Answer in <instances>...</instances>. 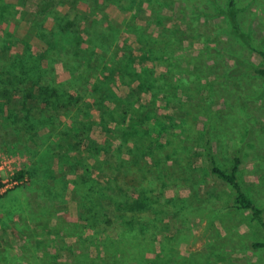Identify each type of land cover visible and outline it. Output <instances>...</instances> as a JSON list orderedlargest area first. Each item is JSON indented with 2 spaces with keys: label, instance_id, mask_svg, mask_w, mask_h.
Returning <instances> with one entry per match:
<instances>
[{
  "label": "trees",
  "instance_id": "16d2710c",
  "mask_svg": "<svg viewBox=\"0 0 264 264\" xmlns=\"http://www.w3.org/2000/svg\"><path fill=\"white\" fill-rule=\"evenodd\" d=\"M155 1L0 0V150L25 159L15 176L22 184L0 196V231H16L21 253L11 255L13 248L0 242L3 264H219L224 251L215 250L214 243L170 262L175 253L164 254L158 236L180 216L186 222L205 214V229L216 240L222 236L214 220L232 213L247 214L264 232V208L241 181L245 158L264 161L256 145H247L258 134L249 114L212 110L210 102L224 96L212 85L204 88L207 105L193 114L197 78L202 83L208 68L200 63L182 74L178 62H171L175 34L151 33L147 25L128 21L121 27L108 13L114 6L135 20L144 13L143 4L156 9ZM237 5L226 0L221 13L247 45ZM27 18L28 37L21 40L12 29ZM129 34L136 36L140 56ZM33 38L42 47L32 44ZM19 42L21 50L13 52ZM253 50L260 64L234 54L226 76L256 78L255 98L264 100V49ZM149 62L165 72L157 74ZM62 73H67L64 80ZM119 84L129 88L125 97ZM224 98L229 105L230 97ZM200 115L206 119L198 127ZM235 132L239 140L230 150L224 148L225 165L215 143ZM209 183L215 188L208 189ZM181 190L188 195L181 197ZM168 191L175 195L168 197ZM69 199L76 203V217L70 216ZM231 219L221 221L226 230ZM245 246L256 254L264 251V240H248ZM146 250L153 253L152 261ZM60 253L65 262L58 261Z\"/></svg>",
  "mask_w": 264,
  "mask_h": 264
},
{
  "label": "rangeland",
  "instance_id": "374dc122",
  "mask_svg": "<svg viewBox=\"0 0 264 264\" xmlns=\"http://www.w3.org/2000/svg\"><path fill=\"white\" fill-rule=\"evenodd\" d=\"M10 1L15 2L16 0ZM237 1L239 24L241 29L249 35V43L247 45H245L243 41L241 42L237 35L233 34L226 16L221 13L226 7V0H158V2L155 1L156 9H154L150 3L143 4L145 11L143 14L140 13L135 20L130 19L132 15L114 6L108 8V13L111 20L121 27L128 21V24H136L139 26L147 25L148 32L151 33H164L167 31L166 34L169 36L175 34L174 36L177 37L178 42L175 44V47H177H174V59H172L171 62H178L181 73L183 74L185 70L192 71L195 65H199L200 63L208 68L205 70L206 79H204L202 83L199 81V77L197 78L200 88L194 93L195 98L192 99V101H194L192 102L193 114H199L198 109L202 110V106L207 105L208 99H205L206 95L204 88L206 85V88H208V85H212L211 88L220 90L224 96H216L214 101L210 102L211 109L225 115L230 114L231 111L244 109L249 114L248 119L255 125L254 127L251 123L250 126L252 125L254 129L258 131L256 137L249 138L247 145H256L255 151L260 153L263 156L262 158H264V100L255 98L260 88L258 86L259 81L256 78L245 77V75L239 81H235L234 79L233 81L226 76L229 69L234 65L232 58H234L235 55L247 58L255 64H260L261 58L253 48L264 49V0ZM80 7L85 9L83 4H81ZM152 11L155 13H152ZM204 13H210V16H206ZM47 25L50 26L51 22H48ZM29 27L30 22L29 18H27L18 23L17 27L12 30H16L18 38L23 40L28 37L27 32ZM128 37L133 47L134 54L140 56L139 44L136 36L134 34H129ZM31 42L38 48L42 47L41 42L36 38H33ZM206 46L207 50L205 51ZM21 48L22 43L19 42L13 47L12 51H19ZM166 60L169 62L167 57ZM146 64L148 67H153L157 74L164 73L166 70L162 65L160 66L153 62ZM66 77L67 73L59 75L60 80H64ZM200 79H203V77H200ZM119 85V94L125 97L128 94L129 88L121 84ZM181 95L183 99L189 100V97H184L183 94ZM228 96L231 102L229 105H226L224 97ZM146 101L147 96L142 95L140 102L145 103ZM240 117L241 116L238 115V118ZM205 119L206 118L202 115L198 117V127L202 126ZM236 129L237 132L241 134L242 125L237 124ZM237 132H235L234 135L228 134L230 139L227 138L215 143L217 146L216 149L221 156L220 159L225 165H228V159L226 158L228 153L227 150L231 149L235 140H239ZM94 135L99 141L102 140L104 136L100 131H96ZM244 137L245 129L241 139ZM224 152L227 153L225 154ZM244 161L241 181L257 204L264 208V161L252 156L245 158ZM19 162H21L23 166L25 159L21 157ZM207 188L213 189L215 186L213 183H209ZM202 189L203 187L200 188V193L204 192L206 186H204L203 190ZM216 189L221 190V187H217ZM166 194L168 197H173L175 195L173 191H168ZM179 195L181 197H186L188 195V190H181ZM67 208L69 209L70 216L76 217V203L73 200L69 199ZM222 217V219H215L214 223L220 230L219 232L224 239L221 238L216 240L212 237V230L205 229L208 219L206 214L200 218H189L186 222H184L183 217L180 216L178 223H173L169 232L165 235L158 236L159 242H161L160 245H163L162 251L164 254L168 252L170 255L172 252L175 253V256L167 258L168 261H173L174 263L175 260L179 258L176 256L187 257L191 255V253L203 252L207 249V244L214 243L215 250H219L220 248L221 251H224L220 255V257H223L219 264H227L228 260L232 264H247L248 261L264 264V251L253 254L249 252L245 246L248 240H264V232L258 229L247 214L232 213ZM229 218H232L229 223L231 224V228L226 230L221 221H223V219L227 221ZM14 219L16 220L17 218L15 217ZM235 229L238 232H233ZM15 233L16 231L11 229L4 230V232L0 231L1 245L2 247H6V245L12 247L11 255L15 253L17 255L21 254L18 247L20 244L19 238L15 236ZM228 233L231 237H227ZM238 235H242L240 237L241 240L244 241L238 240ZM180 237L182 238L180 239ZM185 238L186 240L184 241ZM67 242L72 243L73 239L67 238ZM155 250L159 251V246H156ZM147 253L148 260L152 261L153 253L149 251H147ZM36 254L42 255L38 252V249ZM92 254H95L94 249H92ZM61 255H63V253ZM64 260L65 256L63 255L58 261L65 262ZM37 261L40 262L39 259H37ZM0 264H3V262H0ZM8 264L25 263L23 261L20 263L13 261Z\"/></svg>",
  "mask_w": 264,
  "mask_h": 264
},
{
  "label": "built area",
  "instance_id": "2783aa9c",
  "mask_svg": "<svg viewBox=\"0 0 264 264\" xmlns=\"http://www.w3.org/2000/svg\"><path fill=\"white\" fill-rule=\"evenodd\" d=\"M20 159L19 155H9L0 150V196L22 184L23 181L15 178L22 168Z\"/></svg>",
  "mask_w": 264,
  "mask_h": 264
}]
</instances>
